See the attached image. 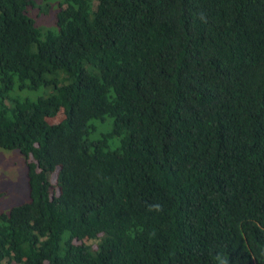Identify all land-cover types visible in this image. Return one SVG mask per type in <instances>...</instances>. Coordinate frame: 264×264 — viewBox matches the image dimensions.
I'll return each instance as SVG.
<instances>
[{"label":"trees","instance_id":"1","mask_svg":"<svg viewBox=\"0 0 264 264\" xmlns=\"http://www.w3.org/2000/svg\"><path fill=\"white\" fill-rule=\"evenodd\" d=\"M57 1L0 0V264H264V0Z\"/></svg>","mask_w":264,"mask_h":264},{"label":"rangeland","instance_id":"2","mask_svg":"<svg viewBox=\"0 0 264 264\" xmlns=\"http://www.w3.org/2000/svg\"><path fill=\"white\" fill-rule=\"evenodd\" d=\"M53 1L54 6L48 2L49 7L45 4L37 10L36 15L40 16L39 19L32 14L36 27L41 30L46 28L47 31L52 30V24L48 22L51 19L56 29L54 13H50V11L56 8L59 2ZM43 14H47V18L42 16ZM43 94V90L22 93L24 97L33 100ZM0 194H3V197L0 198V213H8L13 207L26 203L30 199L27 167L24 157L18 151H7L0 148Z\"/></svg>","mask_w":264,"mask_h":264},{"label":"clouds","instance_id":"3","mask_svg":"<svg viewBox=\"0 0 264 264\" xmlns=\"http://www.w3.org/2000/svg\"><path fill=\"white\" fill-rule=\"evenodd\" d=\"M221 264H227L226 260H221Z\"/></svg>","mask_w":264,"mask_h":264}]
</instances>
